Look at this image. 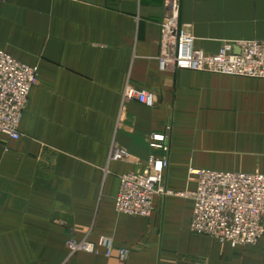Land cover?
Segmentation results:
<instances>
[{"label": "crops", "instance_id": "obj_1", "mask_svg": "<svg viewBox=\"0 0 264 264\" xmlns=\"http://www.w3.org/2000/svg\"><path fill=\"white\" fill-rule=\"evenodd\" d=\"M164 0H0V49L37 67L16 139L0 133V264H264V238L232 246L189 230L191 201L155 198L150 216L114 210L120 174L165 155V183L191 188V167L264 173V79L158 67ZM206 52L264 40V0H180ZM130 83L147 107L123 100ZM170 127L166 150L149 134ZM113 145L130 158L109 160ZM108 235L68 254L69 237Z\"/></svg>", "mask_w": 264, "mask_h": 264}, {"label": "built area", "instance_id": "obj_2", "mask_svg": "<svg viewBox=\"0 0 264 264\" xmlns=\"http://www.w3.org/2000/svg\"><path fill=\"white\" fill-rule=\"evenodd\" d=\"M165 14L160 22L158 67L161 71L187 69L213 74L264 79V40L225 41L209 53L195 45L191 25L179 19L180 0H164ZM37 67L21 62L0 49V133L20 136L18 126L29 92L37 82ZM123 100H134L147 107L155 104L154 95L127 83ZM170 127L149 134L151 150H166ZM130 154L119 146L111 147L109 160L122 161ZM165 155L150 152L141 169L120 174L113 207L117 213L148 217L155 198L176 195L191 201L189 230L232 246L255 245L264 238V173L238 172L212 168L188 170L191 188L173 191L165 183ZM68 254L102 251L105 256L125 260L129 250L116 248L113 239L101 235L96 241L69 237Z\"/></svg>", "mask_w": 264, "mask_h": 264}, {"label": "rangeland", "instance_id": "obj_3", "mask_svg": "<svg viewBox=\"0 0 264 264\" xmlns=\"http://www.w3.org/2000/svg\"><path fill=\"white\" fill-rule=\"evenodd\" d=\"M190 24V23H189ZM191 32H192V29H191ZM193 35V34H192ZM224 43V42H223ZM222 45V44H221ZM244 78V77H243ZM30 93V92H29ZM29 96V95H28ZM28 100V99H27ZM166 128V127H165ZM165 128H164V130H165Z\"/></svg>", "mask_w": 264, "mask_h": 264}]
</instances>
